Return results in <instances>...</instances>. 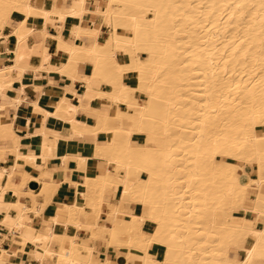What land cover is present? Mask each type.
<instances>
[{
    "label": "bare ground",
    "instance_id": "obj_1",
    "mask_svg": "<svg viewBox=\"0 0 264 264\" xmlns=\"http://www.w3.org/2000/svg\"><path fill=\"white\" fill-rule=\"evenodd\" d=\"M74 1L76 7L65 10L64 17L81 18L85 0ZM14 12L22 17L12 32L3 33L7 44L2 53L12 63L0 65V161L7 160L8 153L13 158L9 167H0V264H30L14 261L17 250L29 251L36 264H121L101 258L94 245L75 233L56 232L53 224L61 221L55 217L44 231L31 225L28 213L40 215L58 186L50 177L31 171L56 155L58 135L43 125L49 115L68 123L72 133L90 132L96 137L103 132L105 141L94 145L93 155L123 172L118 176L101 169L80 182L67 180L94 192L88 195L92 213L98 216L105 202L107 216L128 228L117 233L112 226L84 222L79 202L57 209L56 215L66 217L61 222L64 228L94 227L114 247L123 245L117 241L123 233L124 245L139 250L126 251L123 259L139 264H264V0H105L103 9L95 7L109 28L104 41L97 39L99 28L77 25L76 37L86 33L91 44H68L57 37L65 53L58 68L49 63L50 54L44 49L38 52L39 66L27 65L33 50L26 44L32 31L26 20L38 15L45 21L63 11L54 4L37 7L31 0H0V29ZM117 51L124 54L125 62L116 60ZM80 61L91 63L89 75L77 73ZM27 67L33 73L56 70L82 85L80 95L63 94L52 108L38 100L29 102L41 113L42 122L36 134L24 133L27 138L37 137L25 153L23 135L15 132L12 119H5L1 111L9 106L16 112L27 103L21 95ZM127 72L135 74V84L123 81ZM102 81L106 89L100 88ZM136 93L143 95L141 104ZM84 96L88 101L81 104ZM74 98L79 99L78 106L71 103ZM94 98L124 104L126 111L115 108V114L127 117L131 125L108 126V111L92 106ZM77 107L88 109L96 124L75 119ZM134 134L144 135V141L131 142ZM19 160L25 167L15 182ZM132 170L145 176L131 179ZM179 176H184L182 184ZM36 184L37 194L33 193ZM25 186L32 194L31 207L20 200ZM116 188L118 200L105 201L104 195ZM41 194L43 203L36 200ZM126 194L141 204L144 214L124 209ZM13 195L15 200L10 199ZM250 196V204L245 205ZM145 220L154 225L150 233L142 229ZM7 236L9 249L1 244ZM52 242L56 249L50 247ZM152 242L161 247V257L148 250Z\"/></svg>",
    "mask_w": 264,
    "mask_h": 264
},
{
    "label": "crops",
    "instance_id": "obj_2",
    "mask_svg": "<svg viewBox=\"0 0 264 264\" xmlns=\"http://www.w3.org/2000/svg\"><path fill=\"white\" fill-rule=\"evenodd\" d=\"M31 1L32 4L37 7H47L49 4H54L55 7L60 8L63 12L62 14L57 15L50 14L45 21L41 16L38 15L29 16L27 18L26 25L29 28L31 27L32 31L26 39V44L32 47L33 50L27 61V65L29 66L36 67L40 65L41 57L38 52H40L42 49L50 54L48 61L51 65H55L56 68H58L64 63L65 53L61 48L58 47L57 37H59L60 40L67 42L68 44L77 42L82 45L89 46L91 44V39L86 33H80L79 36L76 37V32L79 31H77V28L75 30V27L77 25V27L80 26L81 28H99V33L97 35V39L99 42H103L104 38L107 36L109 28L102 19V16L99 13L95 12V7L98 9L104 8L105 0H85V10H83L81 18L78 14H67V17L63 16L67 13L65 10H73L76 7V3L74 0ZM21 17L22 14L20 12H14L12 14V18L6 22L2 29H0V65L12 63L10 58H7L5 54H2L6 49L7 44V40L4 39L3 33L12 32L15 23L20 20ZM72 27L74 28L73 30H71ZM116 60L118 62H125L126 57L124 56V54L117 51ZM44 72L45 71L40 72L37 70L35 73H33L32 69L27 67L23 74L25 88L21 93V95L26 98L27 103L20 105L16 112L12 111L9 106L1 111V114L5 119H12L15 132L17 134H20V136L23 135V138L21 140V150L25 153L31 151L30 142H36L37 137L27 138L24 136V133L27 131L28 133L30 132L31 134H36L42 122L41 113L33 110L29 102L38 100L39 102L52 108V106L56 104L58 99L63 96V94H65V96L67 97H72L71 93L76 92L80 95L78 89L80 88L82 83H80L79 81H72L69 76H66L62 73L60 74V72H57L56 70H49V72ZM77 73H79L80 75H89L91 73V63L88 61H80L77 66ZM132 73L133 72L125 73L123 81L131 85L135 84V74ZM104 83L105 82L101 83V89L107 88V84ZM36 85L39 88H36ZM142 96L143 95L141 93H136V97L139 100L138 102L140 104L142 103ZM87 101L88 98L84 96L81 100V104H86ZM78 102L79 99L76 98L71 100V103L75 106H78ZM91 105L98 110H105L106 112L108 111L107 114L110 117L107 122L108 126L128 127L131 125V122L127 117H116L115 108L119 111L124 112L126 111V107L124 104H119L117 107H115V105L111 104V102L106 98H94L91 101ZM14 113H16L17 115L15 114L14 116ZM74 118L84 122L89 126H94L96 124L95 118L91 114H89L88 109L82 110V108L77 107ZM44 120L46 121H43L44 127L50 133L58 135L55 148L56 155L54 157L43 159L38 169L31 171L34 176H43L45 178L50 177L53 182L58 183V186L53 192L50 201L45 204L40 215L33 214L32 212L28 213L33 219L31 221L32 227L37 228V230L39 231H44V227L50 223L49 220H51L52 218L55 217L61 222L64 221L66 217L56 215L57 209L63 204H73L75 202H79L83 208V213H81L79 216L84 222L92 225L96 224L98 226H109L108 228H111L112 226V229L117 233L122 232L123 230L128 228V226L123 225L120 220H114V216H107L106 213L108 211V207L105 202L102 203L98 216L92 213L88 206V198L82 192L84 190V187L81 186L80 183L76 187L68 181L72 180L80 182L83 180L84 175L94 176L98 174L101 169H106L108 172L117 174L118 176L123 175L122 170L119 169L115 164L111 162L109 163L106 158L93 155L94 145L103 143L105 141V134L103 132H98L97 136L94 137L90 132H83L82 134L72 133V127L68 123L51 115L47 116ZM144 139V135L134 134L132 136L131 142L142 143ZM64 156L67 157L64 158ZM79 157H84L85 161L81 162L79 160ZM6 159L7 160L5 161H0V167L10 166L13 161L12 155L8 153L6 155ZM17 165V172H15L13 175V180L15 182H18L20 180L18 171L24 169L25 167L24 163L21 160L17 161ZM144 176V174L139 175V173L135 170H132L128 174V177L131 179H137ZM38 188V184L34 185L33 193L37 194L39 191ZM21 193L22 196L20 197V200L26 203L28 207H31L34 202L31 200L32 194L28 192L26 186L23 188V190H21ZM2 196L3 195H0V198ZM118 197L119 190L116 188L111 194L106 193L103 199L105 201L115 203L118 200ZM123 198L128 201V204L123 205L124 209L135 215L144 214V209L143 207H141V204L132 202L130 200V196L127 194L123 195ZM10 199L15 200V196L13 195L12 197H10ZM36 200L43 203L44 196L42 194L38 195L36 196ZM250 201L251 196L245 199L244 204L249 205ZM117 215L122 216L121 213H118ZM246 215L252 216V214L249 212ZM61 222H58L59 224H53V228L56 232L66 231L70 234L75 233L78 238H82L86 244L94 245L93 249L94 251H96L95 253L99 252L101 258L107 257L110 261H120L121 264H139L138 262L133 261L131 258L123 259L124 253L126 251L139 252V250L135 248L127 249L124 246L114 247L107 245V242L105 240L106 236L101 232V230L94 229V227H91L92 229L90 230L85 227L75 230L70 224L67 225L66 228H64L61 225ZM153 227V223L149 220H145L142 225V229L146 233H150ZM34 228L28 231L30 233H33V231L35 230ZM8 237L9 236H7L5 240L1 242L2 247H4L5 249H9L11 247ZM103 240L106 242V244L103 242ZM117 241L121 244H124L126 243L127 238L123 233H120L117 237ZM50 247L52 249H56L57 244L55 242H52L50 244ZM148 250L154 253L156 257H161L162 249L159 245L151 243L148 246ZM16 255L17 256H15L14 261L23 260L24 262H29L30 264H36V260H34L29 251L22 252L21 250H17ZM49 261L52 262V259H50Z\"/></svg>",
    "mask_w": 264,
    "mask_h": 264
},
{
    "label": "rangeland",
    "instance_id": "obj_3",
    "mask_svg": "<svg viewBox=\"0 0 264 264\" xmlns=\"http://www.w3.org/2000/svg\"><path fill=\"white\" fill-rule=\"evenodd\" d=\"M206 84V83H205ZM202 85H204V83L202 84ZM198 88H199V86H198ZM115 107H117V106H115ZM258 127V126H257ZM179 151H177V153H178ZM180 153V152H179ZM181 156V155H180ZM219 161H220V159H218ZM181 175H182V173H180ZM179 174V175H180ZM176 178H177V174L176 175H174ZM172 177H173V175H172ZM174 178V177H173ZM180 178H182L181 180H180ZM184 179V176H182V177H178V179L177 180H180V183L179 184H182L183 183V180ZM84 194H85V196L88 198V195H90V196H93L94 195V192H85V191H82ZM100 241V240H99ZM103 242L106 244V242L103 240ZM153 243V242H152ZM121 244V243H120ZM154 244H156L157 245V243L155 242ZM121 246H124V247H126L127 249H131V248H133V247H129V246H127V244L126 245H121ZM77 247H79V246H77ZM117 247H120V246H117ZM136 249V248H135ZM231 254H233V252L231 253Z\"/></svg>",
    "mask_w": 264,
    "mask_h": 264
}]
</instances>
